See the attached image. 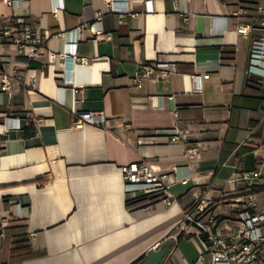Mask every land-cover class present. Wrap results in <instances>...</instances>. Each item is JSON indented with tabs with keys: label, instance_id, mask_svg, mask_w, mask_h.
<instances>
[{
	"label": "crops",
	"instance_id": "crops-1",
	"mask_svg": "<svg viewBox=\"0 0 264 264\" xmlns=\"http://www.w3.org/2000/svg\"><path fill=\"white\" fill-rule=\"evenodd\" d=\"M127 1L129 12L112 10ZM251 1L0 0V23L26 21L46 36L31 63L6 38L0 48L21 74L0 91V219L9 222L0 264H138L168 239L161 264H194L205 244L182 220L195 192L245 193L236 171L262 164L264 197V75L249 71L252 37L238 31L258 23ZM72 43L88 60L66 72ZM163 55L178 71L137 87L140 63ZM204 74L198 90L194 75ZM79 110H103L106 123L76 126ZM140 159L170 176L173 203L128 201L120 167Z\"/></svg>",
	"mask_w": 264,
	"mask_h": 264
},
{
	"label": "built area",
	"instance_id": "built-area-1",
	"mask_svg": "<svg viewBox=\"0 0 264 264\" xmlns=\"http://www.w3.org/2000/svg\"><path fill=\"white\" fill-rule=\"evenodd\" d=\"M3 1L11 4L14 0ZM58 9L59 7H55L53 12L57 13ZM112 10L121 15L129 12V1L125 2L124 7L114 6ZM248 10L245 6H238L236 13L247 14ZM255 10L260 14L258 23H243L238 27V31L246 37H252L249 71L264 75V2L256 3ZM92 30L97 35L102 34L95 23ZM3 38L16 47L17 55L27 63L34 61L46 46V36L40 35L35 26L26 21L0 23V48ZM75 47L76 43L70 44L68 51L72 53H64L67 59L66 72L72 70L76 61L85 63L88 60L86 57H79ZM50 57L54 58V53H51ZM177 71L176 63L167 55H163L154 62L140 63L133 77L134 84L142 87L145 80L152 77L166 80ZM208 77L209 74L194 75L195 88L201 89V79ZM20 78L19 65L9 70L0 50V91L11 90L15 81ZM71 80V75L67 73L64 81ZM1 115L0 111V117ZM75 116L76 126L83 123L102 126L107 120L103 110H79L75 111ZM179 137V134L172 135V139ZM200 153L201 143H191L186 148L185 157L189 161H195ZM262 168L261 164L255 170L236 171L234 180L247 183L245 193L215 200L209 197L205 190L195 192L192 210L186 212L182 220L191 222L198 228L205 244V250L200 252L194 264H264V197H259L260 190L254 191V187L261 186L258 179L262 176ZM120 170L125 181L128 201L142 197L158 198L168 204L175 201L170 176L157 171L149 160L140 159L123 164ZM218 206L223 208L221 212L216 211ZM8 224L7 219H0L2 233Z\"/></svg>",
	"mask_w": 264,
	"mask_h": 264
},
{
	"label": "water",
	"instance_id": "water-1",
	"mask_svg": "<svg viewBox=\"0 0 264 264\" xmlns=\"http://www.w3.org/2000/svg\"><path fill=\"white\" fill-rule=\"evenodd\" d=\"M173 239H168L158 248H151L147 257L138 264H161L173 246Z\"/></svg>",
	"mask_w": 264,
	"mask_h": 264
},
{
	"label": "trees",
	"instance_id": "trees-1",
	"mask_svg": "<svg viewBox=\"0 0 264 264\" xmlns=\"http://www.w3.org/2000/svg\"><path fill=\"white\" fill-rule=\"evenodd\" d=\"M251 2H253L254 4H256V1H255V0H254V1H251ZM253 9H255V7H254ZM261 187H262V186H256V187H254V191L256 192V191L261 190ZM182 236H183V235H180L179 238H181ZM142 260H143V258H141L140 261H137V262H141Z\"/></svg>",
	"mask_w": 264,
	"mask_h": 264
},
{
	"label": "rangeland",
	"instance_id": "rangeland-1",
	"mask_svg": "<svg viewBox=\"0 0 264 264\" xmlns=\"http://www.w3.org/2000/svg\"><path fill=\"white\" fill-rule=\"evenodd\" d=\"M169 264H173L172 262H170Z\"/></svg>",
	"mask_w": 264,
	"mask_h": 264
}]
</instances>
